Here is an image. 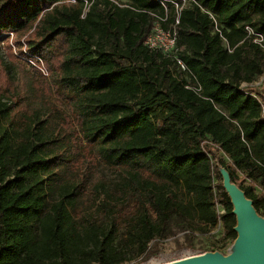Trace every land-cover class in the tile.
<instances>
[{
  "label": "trees",
  "instance_id": "obj_1",
  "mask_svg": "<svg viewBox=\"0 0 264 264\" xmlns=\"http://www.w3.org/2000/svg\"><path fill=\"white\" fill-rule=\"evenodd\" d=\"M61 1L0 0V36L14 32L19 49L25 37L34 88L58 100L47 109L20 106L0 56V264L125 263L127 251L148 255L174 218L205 227L220 218L235 239L218 164L264 215L253 184L264 183V79L252 85L264 74V51L246 38L247 25L264 34V0L184 7L176 27L186 71L145 44L156 15L167 14L163 27L175 21L171 4ZM86 162L116 178L88 186L56 172ZM240 172L252 180L247 186Z\"/></svg>",
  "mask_w": 264,
  "mask_h": 264
},
{
  "label": "rangeland",
  "instance_id": "obj_2",
  "mask_svg": "<svg viewBox=\"0 0 264 264\" xmlns=\"http://www.w3.org/2000/svg\"><path fill=\"white\" fill-rule=\"evenodd\" d=\"M75 2V0H67ZM65 2L64 0L60 2ZM18 36L14 32H10L0 36V56L11 67V84L20 97V106L28 109L40 107L47 109L51 102L57 104V97L46 95L45 93H37L33 86V80L36 71L32 67L35 62L27 49L25 37H21V47L19 49L17 40ZM10 44L15 57H11L7 52V45ZM21 50V51H20ZM41 70L49 77V73L42 66ZM46 76V77H47ZM264 79V74L255 76L252 85L261 86ZM52 85V79H48ZM248 83L242 82V87H246ZM64 106V105H63ZM224 159H229L228 155L222 154ZM59 176L62 174L66 177H76L79 181L86 182L87 185H92L101 180H113L116 178V173L97 163L95 166L87 162L78 169L66 168L65 165L56 169ZM68 172V173H67ZM67 173V174H65ZM244 174L240 172V177ZM216 182L218 177L213 178ZM252 180L246 176L243 178V185L247 186ZM256 193L264 194V183L256 180L253 182ZM217 193V191L215 190ZM262 211V210H260ZM235 239L227 236L223 227L219 224L215 226L205 227L203 224L194 222L192 225L186 226L178 218H174L171 222V233L162 239H154L151 241V249L148 255H137V251H127L126 256L129 258L125 263L121 264H161L187 256L200 254L206 251H221L227 253Z\"/></svg>",
  "mask_w": 264,
  "mask_h": 264
},
{
  "label": "water",
  "instance_id": "obj_3",
  "mask_svg": "<svg viewBox=\"0 0 264 264\" xmlns=\"http://www.w3.org/2000/svg\"><path fill=\"white\" fill-rule=\"evenodd\" d=\"M218 167L236 216L237 237L232 246L227 253L206 251L161 264H264V215L232 179L230 171L221 164Z\"/></svg>",
  "mask_w": 264,
  "mask_h": 264
},
{
  "label": "built area",
  "instance_id": "obj_4",
  "mask_svg": "<svg viewBox=\"0 0 264 264\" xmlns=\"http://www.w3.org/2000/svg\"><path fill=\"white\" fill-rule=\"evenodd\" d=\"M158 2L163 6L166 11L168 10V5L171 4L172 8L175 12V21L171 23L168 27H163L161 21L167 20L166 16L156 15L158 21H156L152 31L148 34L145 44L153 50H158L162 52L165 56L173 58L177 66L186 71L187 65L183 61V59L179 56V47H178V37H177V24L180 21V14L184 7L189 5L191 2H196L197 0H158ZM212 18L214 19V29L216 32L220 34L223 40L226 42V47L229 52L233 51V47L230 46L226 37L223 35L221 28L219 27L218 21L212 14ZM161 20V21H160ZM246 38L250 39L253 43L258 45L264 51V34L258 30H256L253 26H246ZM44 71V70H43ZM185 87L193 90L198 95H202V86L198 82H188L185 84ZM216 210L218 214L224 212L223 204L217 202ZM218 224L221 225V219H218Z\"/></svg>",
  "mask_w": 264,
  "mask_h": 264
}]
</instances>
